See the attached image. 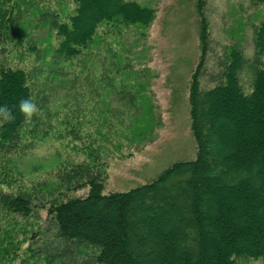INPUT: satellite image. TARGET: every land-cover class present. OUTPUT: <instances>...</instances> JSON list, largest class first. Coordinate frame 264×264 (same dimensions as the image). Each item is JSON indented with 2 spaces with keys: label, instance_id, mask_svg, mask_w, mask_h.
<instances>
[{
  "label": "trees",
  "instance_id": "obj_1",
  "mask_svg": "<svg viewBox=\"0 0 264 264\" xmlns=\"http://www.w3.org/2000/svg\"><path fill=\"white\" fill-rule=\"evenodd\" d=\"M71 1L74 9L64 21H59L55 16L46 19V14L38 7L32 9L28 1L0 0V106L8 105L15 116L13 121L0 124V157L6 165L54 132L51 118L64 127L61 137L80 142L76 131L81 123L75 118H93L95 133L104 139L101 127L110 129L109 118H116L123 128L122 120L128 117L126 127L137 139L136 146H140V140L147 134H155L153 130L161 121L155 116L154 105L143 94L147 86L146 71H134L128 62H122L125 56H117L124 51L121 36L128 30L144 35L155 19V10L135 1L102 0L101 7L87 13L86 0ZM250 1L264 5V0ZM26 12L38 25L45 26L48 22L49 28L45 48L37 49L31 45L35 44L31 39L26 42L34 64L40 65L32 64L25 69L3 62L6 55L11 56L12 50L25 43L24 38L31 37L26 30L38 27L25 22ZM197 17L199 56L190 67L187 81L195 157L173 163L144 184L109 193L104 192L106 165L99 161V153L92 146L87 147L88 161L58 171L54 188L45 189L44 185L25 188L14 178L10 166L9 169L0 166V264H13L21 244L38 239L39 228L19 226L15 220L31 217L37 208L46 211L56 239L94 249L97 264H203L212 258L215 264H237V258L264 259V231L257 228L248 234L246 227L240 228L224 217L221 209L222 213L211 222L214 199L205 189L212 188L217 194L240 192L239 199L233 198V204H243L239 210L264 222V204H260L264 203V64L253 71L251 91L246 94L239 80L245 60L239 46H231L229 62L223 66L217 83L203 90L200 77L208 52L209 30L202 3L197 5ZM101 27L107 35L117 38L111 43L120 47L118 51L105 46L99 33ZM53 34L56 46L51 42ZM253 41L256 57L264 58V19L256 27ZM16 59L20 63L26 61L25 55ZM80 80L85 86L83 94L74 91V84ZM46 86L49 88L44 89ZM54 86L65 88L66 92L64 102L52 112L49 104H55V99L47 91ZM13 88L15 95L8 102ZM39 90L41 96H35L34 92ZM81 98L92 105L80 114L76 109L71 113L72 101ZM23 99H31L39 109L29 122H25L18 109ZM118 99L121 106H113V101ZM225 101L231 107L225 106ZM253 102L260 110L251 105L253 117L247 119L242 111ZM225 114L242 125L244 136H237L234 128H227V123L221 122ZM237 137L243 139V145L236 142ZM250 146L255 148L250 150ZM82 189H87L84 197L67 196ZM112 209L114 215L107 218L103 213ZM213 231L226 237L217 248L212 240ZM20 232L23 237L19 240ZM30 244L19 264H39V258L44 264H67L63 252L55 257L41 254Z\"/></svg>",
  "mask_w": 264,
  "mask_h": 264
},
{
  "label": "rangeland",
  "instance_id": "obj_2",
  "mask_svg": "<svg viewBox=\"0 0 264 264\" xmlns=\"http://www.w3.org/2000/svg\"><path fill=\"white\" fill-rule=\"evenodd\" d=\"M24 1L30 2L29 6L32 9H36V7L41 9L46 14V19L55 16L54 18L57 17L59 21H64L67 14L75 7L71 0ZM86 1L87 13H92L104 3L102 0ZM112 1L106 0L105 2L111 3ZM127 1H135L155 10V19L145 34L141 35L140 32L135 30H128L121 36L123 37L124 51L117 53L118 57L125 56L122 62H128L134 68V71H146L147 86L143 89V94L154 105L156 118L161 120L153 130L155 134L152 136L147 134L145 139L140 140V146H136L135 141L137 139L132 137L129 128L126 127L129 124L127 115L125 116L127 118L122 120L123 128L117 124L116 118H109L107 125L110 122V129L107 130V126L101 127L105 133L104 139L101 138V135L95 133L96 124L93 118H75V121L81 123V128L76 131L80 142H73L68 137H61L64 127L58 126L54 122L55 118H51L50 121L55 125V129L54 132L48 134L49 136L45 140L37 142L31 147L32 149L25 153L18 154L17 158H12L14 161L12 160L8 165H6V162H2L0 157V166L5 165L6 169H9L10 166L14 178H17L18 183L25 188H31L34 185H44L45 189L50 188V186L54 188L55 184L58 183L57 173L59 170L88 161L86 154L88 146H92L98 151L99 161H103L106 165L105 193L127 191L151 181L173 163L191 160L195 157V142L189 126L187 81L190 67L197 63L199 56V19L197 17V5L199 3H202L203 14L207 20L209 30L208 52L200 77L201 88L203 90L209 89L217 83L223 66L229 62L228 49L231 46L238 45L245 60L244 67L239 74L240 85L246 94L250 93L253 71L264 64V58L256 57L253 41L254 31L264 19V5H255L250 0ZM22 9L26 11L24 5ZM25 16V22L29 23L31 27L39 24L29 12H26ZM48 25V22H46L45 26L38 25L35 30H26L31 37L24 38L25 43H21L16 49L12 50L11 56L6 55L7 59L3 63L8 62L15 67L25 69L26 66L35 65L33 56L27 50L26 42L31 39L35 42L31 45H35L37 49L45 48L47 42L44 39L48 34ZM104 30L101 27L99 33L102 40L104 39L105 46H111L113 51H118L120 47L115 43H111L112 40L117 38L113 35H107ZM39 40L43 41L39 43ZM51 42L52 45L56 46L57 41L54 34ZM19 55H25L26 61L24 63H20L16 59ZM38 65L40 63L35 66ZM72 65L74 66L75 63ZM47 88L49 86L44 87V89ZM56 88L54 86L51 91H47L49 95L52 92L53 94L50 96L55 99V104L52 102L49 104L52 112L56 110L59 104L64 102L63 95L66 92L65 88ZM11 91L8 102L13 99L15 88ZM74 91L84 93L85 86L82 80L74 84ZM41 94L42 90L41 92L40 90L34 92L35 96H41ZM225 102H223L225 106L229 105L231 107L228 101ZM121 103L122 101L118 99L114 100L112 105L121 106ZM90 105L92 103L86 99L74 100L72 101L74 107L70 112L72 113L76 109L77 113L80 114ZM251 105L258 107L254 102L245 105L242 116L247 119L253 117V112L249 110L252 107ZM234 106L233 104L232 108ZM258 108L260 110V107ZM258 108L257 111H259ZM228 115L222 116L221 122L224 125L227 123L225 125L227 128H234L237 136L239 134L244 136L242 125H239L233 118H229ZM236 142H239L240 145L244 144L243 139L239 140V137H237ZM128 146L132 148L130 149ZM253 148L255 147L250 146V150ZM262 176L264 179V170ZM205 189L209 191L214 199L213 216L209 219L211 222L215 220V215L222 213L221 209L224 217L230 218L240 228L246 227L248 234H253L257 228L264 231V222L255 215L253 218L249 217L247 212H243V209L242 211L239 210V208H243V204L240 205L239 202L233 204V198L235 200L239 199L240 192L217 194L212 188L207 187ZM245 192L247 191L243 190V193ZM86 193L87 189H82L71 191L67 196L84 197ZM220 200H222V203H220ZM260 204L263 205L264 203L261 202ZM256 212H258V209ZM103 214L107 218H111L114 215V210H107ZM15 220L19 226L35 225L41 231L38 233L36 241H30L33 245L30 242L21 244L18 257L13 264L21 262L23 253L27 250L29 244L41 254L47 253L55 257L57 254L60 256V253L63 252L67 264H97L94 249L82 248L72 243L67 244L55 238L46 211L37 208L31 217L26 219L16 217ZM221 220H223V217ZM211 235L216 248L221 246L226 239V237L220 236L215 231ZM17 237L20 240L23 237L22 233H18ZM77 252L78 254L75 257L72 256ZM214 252H216L215 248ZM37 262L44 264L40 258L37 259ZM236 262L237 264H264V259L237 258ZM203 264H215V260L212 258L209 261H203Z\"/></svg>",
  "mask_w": 264,
  "mask_h": 264
},
{
  "label": "clouds",
  "instance_id": "obj_3",
  "mask_svg": "<svg viewBox=\"0 0 264 264\" xmlns=\"http://www.w3.org/2000/svg\"><path fill=\"white\" fill-rule=\"evenodd\" d=\"M19 112L23 115L25 122L32 120L39 111L37 105L31 99H23L18 105ZM15 119V116L8 105L0 106V124L8 123Z\"/></svg>",
  "mask_w": 264,
  "mask_h": 264
}]
</instances>
